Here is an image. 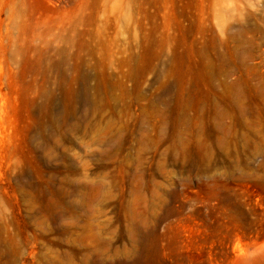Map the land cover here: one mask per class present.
Masks as SVG:
<instances>
[{"label": "rangeland", "instance_id": "rangeland-1", "mask_svg": "<svg viewBox=\"0 0 264 264\" xmlns=\"http://www.w3.org/2000/svg\"><path fill=\"white\" fill-rule=\"evenodd\" d=\"M0 264H264V0H0Z\"/></svg>", "mask_w": 264, "mask_h": 264}]
</instances>
